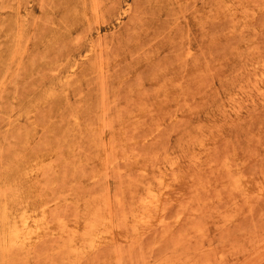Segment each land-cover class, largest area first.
Returning a JSON list of instances; mask_svg holds the SVG:
<instances>
[{"label":"rangeland","instance_id":"374dc122","mask_svg":"<svg viewBox=\"0 0 264 264\" xmlns=\"http://www.w3.org/2000/svg\"><path fill=\"white\" fill-rule=\"evenodd\" d=\"M3 213L0 264H264V0H0Z\"/></svg>","mask_w":264,"mask_h":264},{"label":"bare ground","instance_id":"6f19581e","mask_svg":"<svg viewBox=\"0 0 264 264\" xmlns=\"http://www.w3.org/2000/svg\"><path fill=\"white\" fill-rule=\"evenodd\" d=\"M6 209L4 211L3 210L2 211L5 213V211H7ZM4 213H3V215H0V216H2V218H4ZM9 215H10V213H9ZM9 215H7V216H9ZM43 218L44 217H42V219ZM42 219H33L30 217H24L21 219L20 224H18L17 222L13 223V221H11L13 223V224H11V223H9L10 220L6 221L3 223V228H2L3 233H1L2 231L0 228V233H1L0 235L2 236V237L0 236V238H3V242L12 243L11 246L12 245L15 246L16 244L17 245H20V244L25 245V243L30 241V238H32L33 234H35V232H37V231H40L42 229V227L44 226L42 224V223H44V221ZM4 220H2V221H4ZM2 221H1V223H2ZM109 230L111 231V228ZM41 231H43V229ZM39 233H41V232H39ZM8 246H10V245H8Z\"/></svg>","mask_w":264,"mask_h":264}]
</instances>
